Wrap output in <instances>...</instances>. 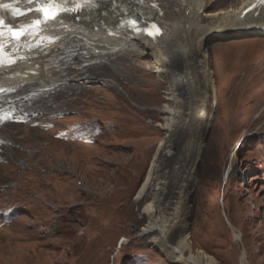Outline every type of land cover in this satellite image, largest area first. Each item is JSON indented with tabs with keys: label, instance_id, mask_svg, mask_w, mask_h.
Wrapping results in <instances>:
<instances>
[{
	"label": "rangeland",
	"instance_id": "obj_1",
	"mask_svg": "<svg viewBox=\"0 0 264 264\" xmlns=\"http://www.w3.org/2000/svg\"><path fill=\"white\" fill-rule=\"evenodd\" d=\"M207 1L208 13L241 3ZM207 22L192 30V44L207 35ZM207 56L213 88L198 112L180 96L170 133L160 113L168 84L144 57L120 61L121 75L91 66L98 69L85 95L64 103L71 109L6 132L17 144L0 164V264H174L143 231L153 192L139 198L167 140L161 206L186 199L191 250L217 264H264V35L211 40ZM174 57L178 75L185 65ZM122 239L129 244L119 248Z\"/></svg>",
	"mask_w": 264,
	"mask_h": 264
},
{
	"label": "bare ground",
	"instance_id": "obj_2",
	"mask_svg": "<svg viewBox=\"0 0 264 264\" xmlns=\"http://www.w3.org/2000/svg\"><path fill=\"white\" fill-rule=\"evenodd\" d=\"M15 1L19 3L17 8L26 12L27 16H12L14 20L7 21L5 27L0 28L5 32L0 37L5 51L3 64L0 65V164L6 163V152L13 148L11 142L17 144L16 134H8L15 136L9 138L5 136L6 132L18 128L15 124L37 117L36 123L40 118L55 115L56 109H71V105L64 103L85 95L86 85L94 79L89 72L98 69L91 66L106 65L120 74L123 70L118 67L122 66L120 61L123 59L126 63H132L139 57L148 59L157 77L168 84L166 103L160 113L165 117L162 130L170 133L180 120V113L175 110L180 109V96L188 100L187 106L191 103L193 109H201L206 90L213 88L207 56L210 41L234 35H264V0H241L240 4L215 13L206 11L209 7L207 0H132L131 4H126L127 7L119 8L124 26L110 20L107 11L113 0H99L96 7H89L95 18L90 24L65 19L50 20L42 23L33 35L27 36L26 42L13 41L16 47L12 48L8 43L11 37L7 33V25L22 27L25 22L42 20V15L35 11L38 5L34 0L32 3L28 0H0L4 3ZM167 6L170 9L165 12ZM28 9L32 11L27 12ZM206 20L210 30L198 45L192 44V30L204 27ZM149 32L153 35L150 36ZM136 45L141 47V51L134 49ZM196 46L198 50L194 49ZM175 55L180 56L185 65L178 75L173 69L178 64L173 59ZM239 58L242 59V56ZM9 60L15 62L9 63ZM222 65L224 69L229 67L223 62ZM255 76L251 73L244 78L252 80ZM177 79L182 82L178 88L174 84ZM97 83L104 86L107 83V86L117 90V85L113 86L114 83L109 84L105 79ZM91 123L93 120L83 124ZM168 147V140L159 144L139 192V198L153 192L146 214L149 223L143 231L154 236L152 246L174 264H217L203 250L195 253L191 250L185 230L188 216L186 199L161 206L165 188L160 178V163ZM21 169L25 170V167ZM2 217L0 226L4 225ZM176 229L180 233L179 240L173 246L171 237Z\"/></svg>",
	"mask_w": 264,
	"mask_h": 264
},
{
	"label": "snow or ice",
	"instance_id": "obj_3",
	"mask_svg": "<svg viewBox=\"0 0 264 264\" xmlns=\"http://www.w3.org/2000/svg\"><path fill=\"white\" fill-rule=\"evenodd\" d=\"M32 3L33 0H28ZM99 0H37L39 6L35 9L36 12L42 15V20H33L31 23L25 22L22 27H13L11 24L7 25V33L10 34L11 39L8 43L12 48L16 47V42H26V38L29 35H33L42 23H47L50 20H55L61 11L67 13L71 11L72 8L83 7H96ZM71 6V8L69 7ZM0 9L10 10L13 16H27L26 12L20 11L19 9L13 8L11 4L0 3ZM32 9H28L27 12H31ZM31 19V17H28ZM134 23V22H133ZM5 27V22L3 16H0V28ZM152 27H155L154 25ZM150 36L153 35L152 32L148 33ZM5 32L0 31V37L4 36ZM5 56L4 45L0 44V65L3 64V57ZM9 63H14V60H9Z\"/></svg>",
	"mask_w": 264,
	"mask_h": 264
},
{
	"label": "water",
	"instance_id": "obj_4",
	"mask_svg": "<svg viewBox=\"0 0 264 264\" xmlns=\"http://www.w3.org/2000/svg\"><path fill=\"white\" fill-rule=\"evenodd\" d=\"M222 40V39H221Z\"/></svg>",
	"mask_w": 264,
	"mask_h": 264
}]
</instances>
